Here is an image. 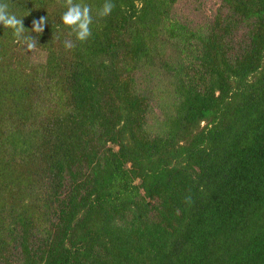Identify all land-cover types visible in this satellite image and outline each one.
Listing matches in <instances>:
<instances>
[{"label": "trees", "instance_id": "1", "mask_svg": "<svg viewBox=\"0 0 264 264\" xmlns=\"http://www.w3.org/2000/svg\"><path fill=\"white\" fill-rule=\"evenodd\" d=\"M6 2L0 264H264V0Z\"/></svg>", "mask_w": 264, "mask_h": 264}, {"label": "clouds", "instance_id": "2", "mask_svg": "<svg viewBox=\"0 0 264 264\" xmlns=\"http://www.w3.org/2000/svg\"><path fill=\"white\" fill-rule=\"evenodd\" d=\"M66 11L61 16V22L67 26L74 34L77 41L85 42L91 35V25L93 23L92 10L87 4L77 3L74 0H65ZM116 7L113 0H104L97 15L101 18L107 17ZM46 17H41L38 20L32 21V32L40 34L44 31ZM0 25L13 30V36L16 42L26 45L28 50H34L37 46V41L31 35H24L25 27L22 18H18L14 13L10 12L9 4L6 0H0ZM65 50H72L76 44L71 39H66L63 42ZM190 202V197L187 198Z\"/></svg>", "mask_w": 264, "mask_h": 264}]
</instances>
